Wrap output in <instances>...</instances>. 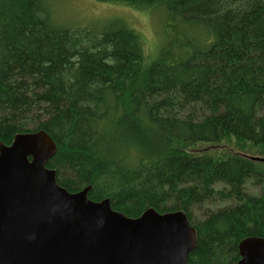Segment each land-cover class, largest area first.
<instances>
[{
	"label": "trees",
	"instance_id": "obj_1",
	"mask_svg": "<svg viewBox=\"0 0 264 264\" xmlns=\"http://www.w3.org/2000/svg\"><path fill=\"white\" fill-rule=\"evenodd\" d=\"M93 1L160 21L156 54L116 17L68 26L62 0H0V143L46 132L66 191L129 218L183 211L188 264H235L264 239V0ZM227 139L249 147L191 152Z\"/></svg>",
	"mask_w": 264,
	"mask_h": 264
},
{
	"label": "water",
	"instance_id": "obj_2",
	"mask_svg": "<svg viewBox=\"0 0 264 264\" xmlns=\"http://www.w3.org/2000/svg\"><path fill=\"white\" fill-rule=\"evenodd\" d=\"M55 151L42 130L0 143V264H188L197 235L183 211L129 218L89 187L69 193L46 167ZM238 254L264 264V239H243Z\"/></svg>",
	"mask_w": 264,
	"mask_h": 264
},
{
	"label": "rangeland",
	"instance_id": "obj_3",
	"mask_svg": "<svg viewBox=\"0 0 264 264\" xmlns=\"http://www.w3.org/2000/svg\"><path fill=\"white\" fill-rule=\"evenodd\" d=\"M56 14L57 18L63 24H68V26H75L86 21L93 22L98 19L106 20L114 17L121 19L140 34L143 39L145 52L150 57L156 54L158 46H161L164 41L163 29L161 30L159 26L161 25L160 21L153 19L145 12H137L129 7L102 4L93 0H62L56 6ZM81 25L86 26L84 24ZM248 147L247 144H240L234 139H227L213 146L196 145L191 152L193 154H213L219 158L227 154H241ZM250 153L252 154H250L251 156L262 158L260 156L262 153L260 152H251L250 150ZM216 207L218 206L211 203L199 210H195L194 214L198 219H201L205 213L204 211H213Z\"/></svg>",
	"mask_w": 264,
	"mask_h": 264
},
{
	"label": "flooded vegetation",
	"instance_id": "obj_4",
	"mask_svg": "<svg viewBox=\"0 0 264 264\" xmlns=\"http://www.w3.org/2000/svg\"><path fill=\"white\" fill-rule=\"evenodd\" d=\"M188 220V219H187ZM189 222V221H188ZM197 235V234H196ZM188 262V261H187Z\"/></svg>",
	"mask_w": 264,
	"mask_h": 264
}]
</instances>
